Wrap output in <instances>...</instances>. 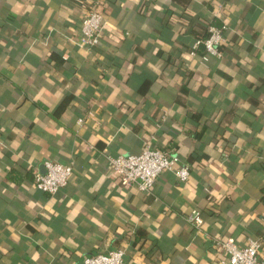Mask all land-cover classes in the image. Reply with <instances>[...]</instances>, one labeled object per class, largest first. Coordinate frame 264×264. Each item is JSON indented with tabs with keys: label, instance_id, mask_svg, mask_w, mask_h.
Masks as SVG:
<instances>
[{
	"label": "crops",
	"instance_id": "1",
	"mask_svg": "<svg viewBox=\"0 0 264 264\" xmlns=\"http://www.w3.org/2000/svg\"><path fill=\"white\" fill-rule=\"evenodd\" d=\"M94 6L101 40L82 46ZM211 25L221 58L194 48ZM150 142L188 180L125 185L109 157ZM47 160L73 166L56 194L34 183ZM263 188L264 0H0V264L116 249L126 264H220L219 240L250 237L264 259Z\"/></svg>",
	"mask_w": 264,
	"mask_h": 264
},
{
	"label": "built area",
	"instance_id": "2",
	"mask_svg": "<svg viewBox=\"0 0 264 264\" xmlns=\"http://www.w3.org/2000/svg\"><path fill=\"white\" fill-rule=\"evenodd\" d=\"M103 28V12L99 7L94 6L83 18L77 43L82 46L98 44ZM224 29L225 25L221 27L209 26L207 38L197 41L194 48L204 44L207 54L221 58L224 54L221 50L224 42ZM207 54L203 57L204 60H208ZM164 119H167V115L164 116ZM78 122L83 124L84 118H79ZM109 164L111 169L120 175L125 185L135 184L140 190L146 192L153 190L160 174L164 171H174L181 181L188 180L191 174L190 166L182 164L178 155L157 149L151 142L138 154L127 153L109 157ZM45 167L44 173L36 174L35 186L49 194H56L68 184L73 174V166L47 160ZM188 220L198 229L204 224L199 210H193L188 215ZM219 243L228 254V260H221L220 264H264V259L260 255L262 247L260 238L250 237L245 246L237 245L232 239L219 240ZM83 264H126L125 250L116 249L107 254H88L85 256Z\"/></svg>",
	"mask_w": 264,
	"mask_h": 264
},
{
	"label": "trees",
	"instance_id": "3",
	"mask_svg": "<svg viewBox=\"0 0 264 264\" xmlns=\"http://www.w3.org/2000/svg\"><path fill=\"white\" fill-rule=\"evenodd\" d=\"M262 200L264 201V188H263V196H262Z\"/></svg>",
	"mask_w": 264,
	"mask_h": 264
}]
</instances>
